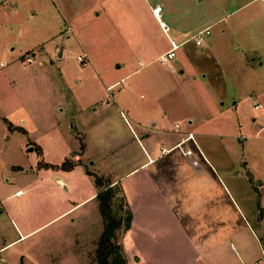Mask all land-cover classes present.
Segmentation results:
<instances>
[{"label":"rangeland","instance_id":"374dc122","mask_svg":"<svg viewBox=\"0 0 264 264\" xmlns=\"http://www.w3.org/2000/svg\"><path fill=\"white\" fill-rule=\"evenodd\" d=\"M164 1L177 2L0 0V248L24 233L6 214L8 205L23 208L29 228L41 227L34 236L3 248L0 264H97L105 220L95 199L101 188L92 176L114 186L137 165L122 162L114 150L117 135L129 137L135 129L126 109L145 115L144 125L150 129L155 122L160 126L154 112L161 106L171 112L165 129L181 133L185 121L175 129L172 118L206 112L185 97L197 93L209 110L214 108L208 91L197 83L215 71L214 45L236 51L264 45V27L254 37L242 32L221 43L212 28L203 52L189 39L174 60L163 64L155 59L169 48L173 36L163 34L152 13L146 15L142 7ZM137 69L123 83L107 88ZM171 70L177 77L168 76ZM205 153L231 169L220 168V176L225 171L244 174L241 147L234 157L221 145ZM62 165L70 170H60ZM114 188L111 209L121 216V187ZM18 189L31 190L8 200ZM123 229H117L112 240L121 251Z\"/></svg>","mask_w":264,"mask_h":264},{"label":"crops","instance_id":"0c3cea01","mask_svg":"<svg viewBox=\"0 0 264 264\" xmlns=\"http://www.w3.org/2000/svg\"><path fill=\"white\" fill-rule=\"evenodd\" d=\"M155 7L161 8L159 18L153 14ZM155 7L142 11L152 13L163 34H172L169 48L171 41L181 48L197 33L212 28L215 41L221 43L242 32L254 37L264 27V0H177L156 2ZM204 48L205 43L199 47L202 52ZM213 57V75L208 80L202 75L197 83L208 91L214 108L209 110L197 93L185 97L206 112L172 118L175 129L185 121L181 133L165 129L171 112L161 106L154 112L160 126L155 122L150 129L144 125L145 115L126 109L135 129H130L129 137L117 135L114 149L122 162L137 164L114 183L120 185L131 212L130 227L121 241L126 264H264V45L246 51L214 45ZM167 74L177 77L172 70ZM150 99L156 102L154 95ZM205 124L210 126L205 129ZM236 141L242 149L244 174L225 171L220 176V168L231 169L223 160L209 159L205 151L221 145L234 157ZM30 190L18 189L7 199L21 198ZM18 191L20 196L15 195ZM6 214L24 233L0 251L41 228H29L23 208L16 203L7 206Z\"/></svg>","mask_w":264,"mask_h":264},{"label":"trees","instance_id":"16d2710c","mask_svg":"<svg viewBox=\"0 0 264 264\" xmlns=\"http://www.w3.org/2000/svg\"><path fill=\"white\" fill-rule=\"evenodd\" d=\"M62 171H69L64 165L60 167ZM95 179L96 185L101 188L95 199L98 201V209L101 216L105 220V226L102 234L99 237L97 242V248L95 253V259L97 264H126V259L121 251V248L115 245L112 240L114 238V233L117 229H119L122 225L124 226V232L127 231L130 227L131 223V212L124 196V193L120 190L122 194L121 205L118 208L119 211H123L121 216H118V213L112 212L111 204L115 199V184L105 183L102 181L100 177L92 176Z\"/></svg>","mask_w":264,"mask_h":264},{"label":"built area","instance_id":"2783aa9c","mask_svg":"<svg viewBox=\"0 0 264 264\" xmlns=\"http://www.w3.org/2000/svg\"><path fill=\"white\" fill-rule=\"evenodd\" d=\"M263 1V0H262ZM160 12H161V8L160 7H155L154 10H153V14L155 16V18H159L160 17ZM160 27L162 29H164V24L163 23H160ZM69 30V29H68ZM67 30V31H68ZM210 32L209 30H204V31H201L199 33H197L194 37H193V41H194V44L196 47H201L203 42H204V39L209 36ZM180 48V45H178L176 42L174 41H171L170 42V48L169 50L164 53L163 55H161L158 60L165 64V63H168L172 60H174L176 58V53L177 51L179 50ZM30 61V60H28ZM188 139H191L192 138V135L189 134ZM22 193L21 191H18L15 195L16 196H20Z\"/></svg>","mask_w":264,"mask_h":264},{"label":"water","instance_id":"95a60500","mask_svg":"<svg viewBox=\"0 0 264 264\" xmlns=\"http://www.w3.org/2000/svg\"><path fill=\"white\" fill-rule=\"evenodd\" d=\"M58 56L61 57V51L58 52ZM27 152H33V149L32 148H28Z\"/></svg>","mask_w":264,"mask_h":264}]
</instances>
